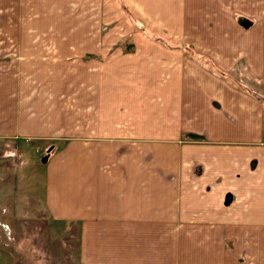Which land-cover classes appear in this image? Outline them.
<instances>
[{
  "label": "crops",
  "instance_id": "0c3cea01",
  "mask_svg": "<svg viewBox=\"0 0 264 264\" xmlns=\"http://www.w3.org/2000/svg\"><path fill=\"white\" fill-rule=\"evenodd\" d=\"M166 2L186 18V0ZM250 13L241 51L40 43L15 49L16 76L0 70V140L41 152L40 210L72 229L78 264H264V15ZM187 46L256 84L231 86Z\"/></svg>",
  "mask_w": 264,
  "mask_h": 264
},
{
  "label": "rangeland",
  "instance_id": "374dc122",
  "mask_svg": "<svg viewBox=\"0 0 264 264\" xmlns=\"http://www.w3.org/2000/svg\"><path fill=\"white\" fill-rule=\"evenodd\" d=\"M140 5L150 11L131 13L114 0H0V70L14 76L15 65L11 63L20 56L15 49L40 43L80 46L83 55L82 46L111 45L130 50L139 37L145 44L176 42L200 49L202 45L217 47L225 40L241 51L238 47L246 44L249 36L250 28L245 27L252 16L250 11L260 9L264 15V0H186V18L182 17V5L166 0ZM129 14L140 23L131 21ZM185 21L192 22L194 32V38H185L188 41L179 36ZM145 30L150 31L151 39L143 34ZM192 56L207 69L228 74L210 60L213 53L192 50ZM237 67L230 75L248 89L252 81L247 65L239 62ZM23 145L15 148L23 152L18 157L13 154V142L0 140V264H78L72 229L53 222L40 210V180L33 178L44 169L42 160L36 163L42 154L34 145Z\"/></svg>",
  "mask_w": 264,
  "mask_h": 264
},
{
  "label": "trees",
  "instance_id": "16d2710c",
  "mask_svg": "<svg viewBox=\"0 0 264 264\" xmlns=\"http://www.w3.org/2000/svg\"><path fill=\"white\" fill-rule=\"evenodd\" d=\"M187 48H188V49H187L186 54H187L188 56L192 57V59L195 60L196 62L202 64V63H201V60H199L198 58H195V57L192 56V49H191V47H190V46H187ZM213 69H214V70H210V69H209V70L212 71V72H214L217 76L224 78L225 81H226L227 83H229L231 86H234V87H236V88H238V89H240V90H242V91H244V92L249 93V88L247 89V88L244 86V84H243L239 79L234 78V77L231 76L229 73L227 74V73L222 72V71H220V70H217V69H215V68H213Z\"/></svg>",
  "mask_w": 264,
  "mask_h": 264
},
{
  "label": "water",
  "instance_id": "95a60500",
  "mask_svg": "<svg viewBox=\"0 0 264 264\" xmlns=\"http://www.w3.org/2000/svg\"><path fill=\"white\" fill-rule=\"evenodd\" d=\"M232 196L231 194H227L225 196V205L229 204L231 202Z\"/></svg>",
  "mask_w": 264,
  "mask_h": 264
},
{
  "label": "bare ground",
  "instance_id": "6f19581e",
  "mask_svg": "<svg viewBox=\"0 0 264 264\" xmlns=\"http://www.w3.org/2000/svg\"><path fill=\"white\" fill-rule=\"evenodd\" d=\"M193 48V47H192Z\"/></svg>",
  "mask_w": 264,
  "mask_h": 264
}]
</instances>
